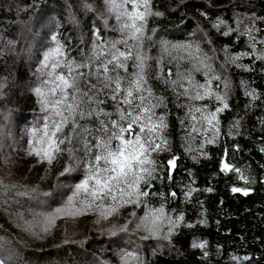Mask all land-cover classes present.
<instances>
[{
	"label": "trees",
	"instance_id": "1",
	"mask_svg": "<svg viewBox=\"0 0 264 264\" xmlns=\"http://www.w3.org/2000/svg\"><path fill=\"white\" fill-rule=\"evenodd\" d=\"M85 5L96 8L99 0H0V261L123 264L121 252L137 250L143 264H264V59L258 58L264 44L257 43L254 50L249 37L239 35L254 27L253 35L264 40V0H151L160 15L148 18L156 41L148 55L160 57L165 42L198 48L211 71L200 65L194 78L204 84L212 73L220 77L210 88L226 95L228 108L216 114L215 127L196 113L191 124L197 130L189 132L180 123L186 109L177 108L167 95L168 129L162 133L167 150L153 156L165 164L175 158V168L160 170L161 177L170 170L173 179L156 181L151 191L162 195L152 196L149 203L153 208L163 203L166 214L183 220L170 238H163L164 225L160 238L147 240L134 228L143 206L129 204L111 216L109 207L92 211L77 205L65 211L74 186L84 178L82 168L60 176L67 153L51 165L29 154L34 144L29 132L43 115L33 92L35 69L51 36L58 35L79 59L80 48L88 51L95 27L105 38L117 35L104 29L102 17ZM229 29L233 31L224 35ZM167 68L175 72V62ZM191 68L182 62L181 71ZM194 103L207 106L204 114L223 108L215 95ZM225 163L231 171H221ZM233 187L248 195L233 192ZM171 192L177 196L172 198ZM48 217H55L52 224ZM125 224L129 233L119 231ZM194 241L205 247H192Z\"/></svg>",
	"mask_w": 264,
	"mask_h": 264
},
{
	"label": "snow or ice",
	"instance_id": "2",
	"mask_svg": "<svg viewBox=\"0 0 264 264\" xmlns=\"http://www.w3.org/2000/svg\"><path fill=\"white\" fill-rule=\"evenodd\" d=\"M85 7L96 11L102 17L104 29L117 35L105 38L101 29L95 27L94 39L87 52L80 48L79 59L67 50L58 35L51 36V44L35 69L38 84L33 92L43 115L29 132L34 142L29 154L34 153L40 162L51 165L67 153L68 163L60 176H69L82 168L84 178L74 186L65 211L77 205L109 207L110 214L115 215L129 204L143 206L144 214L136 217L134 225L135 230L146 233L140 239L160 238L164 225L168 230L163 238L168 239L183 216L173 219L165 213L163 203L159 208L149 203L152 196L162 195L158 189L151 191L154 183L162 178L173 179L170 170L163 177L160 170L168 169L169 165L175 168V158L165 164L153 156L167 150V137L162 135L168 129L167 95L172 96L177 108L186 109L180 119L186 131L197 130L191 124L197 120L196 113H201L200 119L215 127L216 114L228 108L226 95L213 93L210 88L212 80L220 77L212 73L204 84L195 80L193 73L201 70L200 65L211 71L206 55L198 48L192 50L191 46L176 47L165 42L160 57L148 55L156 44L152 40L155 30L149 33L147 28L148 18L160 15L152 10L151 0H99L98 7ZM238 23L242 24L243 20ZM214 27L219 29L220 25ZM230 31L233 29L223 34L228 35ZM254 31V27H249L239 31V35H247L249 46L255 50L256 44H264V40L258 41ZM258 58L264 59V52ZM238 59L239 55L232 57L233 62ZM153 60L155 66L151 63ZM173 62L175 72L171 68L165 71ZM182 62L192 64V68L181 71ZM224 86L227 89V82ZM212 95L223 103V108L217 106L204 114L207 106H197L194 102ZM182 98L184 103L180 102ZM157 109L164 111L158 113ZM226 170H232L227 163L221 171ZM232 191L248 195L241 188L233 187ZM168 195L175 198L177 193ZM54 219L48 217V224ZM119 231L130 232L127 224ZM112 235H117V231L113 230ZM192 247L203 249L205 244L194 241ZM120 259L123 264L129 261L143 264L137 250L122 251Z\"/></svg>",
	"mask_w": 264,
	"mask_h": 264
},
{
	"label": "rangeland",
	"instance_id": "3",
	"mask_svg": "<svg viewBox=\"0 0 264 264\" xmlns=\"http://www.w3.org/2000/svg\"><path fill=\"white\" fill-rule=\"evenodd\" d=\"M95 208H96V207H95V206H93V207H92V208H90V209H91L92 211H94V210H95ZM110 213H111V210H109L108 216H111V214H110ZM166 233H167V230H166ZM145 234H146V233H145Z\"/></svg>",
	"mask_w": 264,
	"mask_h": 264
}]
</instances>
